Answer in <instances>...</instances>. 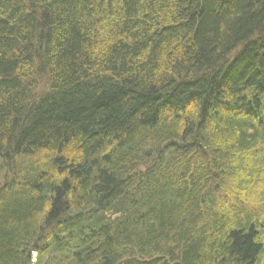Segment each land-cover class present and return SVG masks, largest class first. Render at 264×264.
I'll return each mask as SVG.
<instances>
[{
    "label": "trees",
    "instance_id": "1",
    "mask_svg": "<svg viewBox=\"0 0 264 264\" xmlns=\"http://www.w3.org/2000/svg\"><path fill=\"white\" fill-rule=\"evenodd\" d=\"M262 212L264 0H0V264H264Z\"/></svg>",
    "mask_w": 264,
    "mask_h": 264
},
{
    "label": "bare ground",
    "instance_id": "2",
    "mask_svg": "<svg viewBox=\"0 0 264 264\" xmlns=\"http://www.w3.org/2000/svg\"><path fill=\"white\" fill-rule=\"evenodd\" d=\"M33 257H34V258L36 257V253L33 254ZM34 261H35V259H34Z\"/></svg>",
    "mask_w": 264,
    "mask_h": 264
},
{
    "label": "rangeland",
    "instance_id": "3",
    "mask_svg": "<svg viewBox=\"0 0 264 264\" xmlns=\"http://www.w3.org/2000/svg\"><path fill=\"white\" fill-rule=\"evenodd\" d=\"M264 214V212H262ZM35 262V261H34Z\"/></svg>",
    "mask_w": 264,
    "mask_h": 264
}]
</instances>
